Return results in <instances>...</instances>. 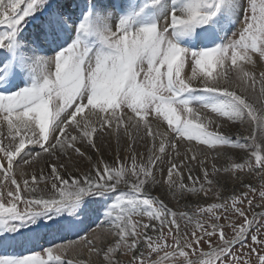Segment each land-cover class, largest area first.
Returning <instances> with one entry per match:
<instances>
[{"label": "snow or ice", "instance_id": "1", "mask_svg": "<svg viewBox=\"0 0 264 264\" xmlns=\"http://www.w3.org/2000/svg\"><path fill=\"white\" fill-rule=\"evenodd\" d=\"M0 26V248L41 222L75 236L46 248L47 258L0 264H85L71 258L82 252L102 255L100 264H264V211L255 210L264 185L241 182L224 197L217 179H264V0H0ZM26 67L34 82L12 91ZM160 117L175 136L159 130ZM225 126L249 134L232 138ZM113 140L109 163L102 149ZM154 184L196 206L173 211L150 194ZM213 191L222 202L203 206ZM93 225H107L112 240L98 248Z\"/></svg>", "mask_w": 264, "mask_h": 264}, {"label": "rangeland", "instance_id": "2", "mask_svg": "<svg viewBox=\"0 0 264 264\" xmlns=\"http://www.w3.org/2000/svg\"><path fill=\"white\" fill-rule=\"evenodd\" d=\"M23 7V5L21 6ZM153 19H155L154 16L152 17H148L146 18L143 23H148L151 22ZM94 23V21H93ZM29 24L34 27V23L30 20ZM28 24V25H29ZM229 31L227 33H225L223 36H221L220 39L217 40V43H221L223 41V39L230 37L231 33L234 32L236 29L239 28V25L235 22H233L230 25H227ZM4 30V26H0V31ZM197 31H200V29H197ZM94 39V38H93ZM192 39L194 40V37L192 38H181L179 41L181 46L187 47L188 46V40ZM56 51H59V49H57ZM55 52H53L52 50H50V52L44 54L47 56H51L54 55ZM26 71V75L25 77L22 79V82L19 83L18 88L16 89H12V91H17L20 88L29 86L32 82H34V74H31V69H28V67H26L25 69ZM186 71H189V69L187 68L186 65ZM221 69L219 68V66L216 67V69L214 70V75L217 72H220ZM259 86L257 85V88ZM239 91V90H238ZM261 103H264V100L261 101ZM207 111V110H205ZM209 115L214 116L215 114H212L209 112ZM152 116H155V113L152 114ZM151 118V117H150ZM223 119V118H221ZM160 122L163 125V127L165 128V130H168L170 136H175V132L172 131V129L168 128L167 122L163 120L162 117H160ZM154 130H157L154 126ZM211 130V129H210ZM223 132L225 134H229L232 138H239L240 135L242 136H247L249 134V131L246 127L244 128H229L227 126H225V128L223 129ZM0 134H3V132H0ZM185 143H188L187 140L184 141ZM192 143H197L196 141H192ZM108 142L105 141V146L102 149L103 152V159L105 161H108L109 163L112 162V158L113 155L115 154L116 151V144L115 141L113 140L111 143V146H107ZM200 147L203 148H207L206 145H199ZM220 146H217V149L212 150V149H208L207 151L210 153L208 156V161H209V168H211V163H212V157L215 154V151H219ZM225 151L228 152L229 156H231L232 160H235L237 162L243 163V159L242 157L244 156V153L239 150V149H224ZM141 151H143V148H141ZM93 155V162H95L96 159V155L95 153L92 154ZM121 155H123V153H121ZM227 159L225 157H220L219 159H217L215 161L217 167H223L226 166L227 164ZM87 164L88 161H84L80 167L82 169H87ZM118 167L120 165H117ZM26 170L28 171L29 175H31V173L34 171L31 168H28L27 166H25ZM36 171L38 172L39 170L36 169ZM245 172H247V169H245ZM156 175H157V179L160 178V172L158 170H156ZM193 177H195L197 175V172L194 170L192 173ZM202 175V174H201ZM219 180V186L221 187L222 191H221V196L227 197L233 194H237L240 191V185L241 182L243 183H251L253 184L258 190L261 188V185H264V179L261 178V176L256 175L255 173H251V174H247V175H241L240 180H233L228 174H221L220 177L217 178ZM22 183V181H21ZM199 186V185H197ZM40 187H43V185H41ZM146 188L150 191V194L153 195L154 197H157L161 200L164 201L165 204L168 205L169 208H171L173 211H184V210H188L190 211L191 209L187 208L186 205H191L192 208H194L196 206L197 200L196 197H193L191 195H185L183 198L180 199L179 203H177V200H174L171 195L168 193L167 191V187L166 186H161L160 184H154V185H147ZM129 189L125 186V185H121L120 188L117 190V192H127ZM42 193H37V195H41ZM28 193H24L22 192V196H28ZM113 196V200L115 199V194H110ZM202 195V199L200 201V203L203 204V206L207 207L208 204L210 203H220L222 201L217 200L216 195H215V191H213L212 193H209V195L207 197H203ZM254 199V203H259V199H258V191L255 195V197H253ZM21 208H23V205H20ZM245 208H247V204L244 205ZM256 211H264V208H257L255 209ZM57 219H62V218H57ZM103 219V217H102ZM132 219L134 221H137L139 223H149L148 218L145 217H132ZM97 223H100V221H98ZM49 225H51V222H48ZM33 228H35V231H29L27 228H22L21 231L24 232L26 235L23 237H19V243H17L16 245L12 246V247H3L6 248L7 250L5 251V249L0 248V258L3 257H20L23 255H29V254H40L41 256H43L44 258H47V253L44 251L46 248L48 247H54L55 245H58L62 242H64L66 239H75V236L73 233H69V232H61L58 230V228L55 225H51V226H45L44 222H41L39 225H33ZM150 234L155 235L154 233ZM89 238L94 240V243L96 244V246L99 247H103L104 244L109 241L112 240V236L108 234V229H107V225L104 226V230L102 231L100 228H97L96 225L92 226V231L89 232ZM97 237H99V239H96ZM31 240V245L28 246V242L29 239ZM28 241L27 243H25V241ZM4 251V252H3ZM28 252V253H27ZM55 251H54V255H55ZM62 258H68V257H64L62 256ZM74 260H84L85 264H100V261L103 259L102 255L98 258L95 255L89 256L87 252H82V254L79 257H71ZM122 264H127V260L126 259H122Z\"/></svg>", "mask_w": 264, "mask_h": 264}, {"label": "bare ground", "instance_id": "3", "mask_svg": "<svg viewBox=\"0 0 264 264\" xmlns=\"http://www.w3.org/2000/svg\"><path fill=\"white\" fill-rule=\"evenodd\" d=\"M85 13H87V10H85ZM83 15L84 14H79L78 16H77V19H76V23L78 24L79 22H80V20L83 18ZM34 27H35V25H34ZM33 29V27L29 24L28 25V27L25 29V33H28V32H31V30ZM23 35V34H22ZM223 36V35H222ZM68 43H71V40H69L68 41ZM48 52H50V50L48 51ZM48 52H46V53H48ZM46 53H44V54H46ZM28 69H30L29 67H28ZM33 72H31V74H32ZM188 74L190 75L191 73H190V70L188 71ZM33 75V74H32ZM20 82H22V79L18 82V85H19V83ZM18 87H16V89H17ZM15 89V88H14ZM159 130H165V128L163 127L162 129H159ZM29 239V242H28V246H30L31 245V240H30V238H28ZM3 249H5V251L7 250L6 248H3ZM4 252V251H3Z\"/></svg>", "mask_w": 264, "mask_h": 264}]
</instances>
